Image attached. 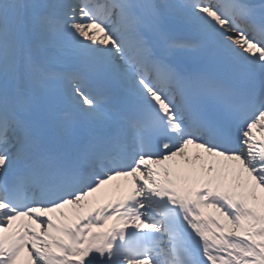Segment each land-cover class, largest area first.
I'll return each mask as SVG.
<instances>
[{"label": "snow or ice", "instance_id": "obj_1", "mask_svg": "<svg viewBox=\"0 0 264 264\" xmlns=\"http://www.w3.org/2000/svg\"><path fill=\"white\" fill-rule=\"evenodd\" d=\"M0 264H264V0H0Z\"/></svg>", "mask_w": 264, "mask_h": 264}]
</instances>
